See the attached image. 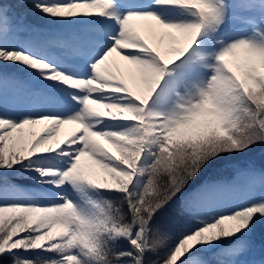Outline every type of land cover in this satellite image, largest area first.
Here are the masks:
<instances>
[{
	"label": "snow or ice",
	"instance_id": "snow-or-ice-1",
	"mask_svg": "<svg viewBox=\"0 0 264 264\" xmlns=\"http://www.w3.org/2000/svg\"><path fill=\"white\" fill-rule=\"evenodd\" d=\"M257 149L264 0H0V264H264Z\"/></svg>",
	"mask_w": 264,
	"mask_h": 264
},
{
	"label": "trees",
	"instance_id": "trees-1",
	"mask_svg": "<svg viewBox=\"0 0 264 264\" xmlns=\"http://www.w3.org/2000/svg\"><path fill=\"white\" fill-rule=\"evenodd\" d=\"M38 15L39 14L37 13L35 16H38ZM32 18H33L32 16H29L27 22L35 23V24H37L39 26H44V22H38V21H36V20H34ZM261 155L262 154L260 153L259 149L255 150L253 153L249 154V158L241 166L249 165V164H251L252 166H259V167L264 166V159L261 158ZM230 174L231 173H227V175L229 177L231 176ZM178 227H179L178 224L173 225V226L170 227V231L175 232ZM253 239L255 240V243L258 246L262 243V237H261V234H260L259 230L254 234Z\"/></svg>",
	"mask_w": 264,
	"mask_h": 264
},
{
	"label": "rangeland",
	"instance_id": "rangeland-1",
	"mask_svg": "<svg viewBox=\"0 0 264 264\" xmlns=\"http://www.w3.org/2000/svg\"><path fill=\"white\" fill-rule=\"evenodd\" d=\"M34 20L38 21V22H44L40 19L39 15L38 16H32ZM118 59V58H117ZM67 130V129H66ZM261 158L264 159V155H261ZM248 165H243L242 167H247ZM256 168H259V166H254ZM231 175V174H230ZM17 183L19 184H22V185H25V186H30V185H33L34 182L33 181H30V180H19V181H16Z\"/></svg>",
	"mask_w": 264,
	"mask_h": 264
}]
</instances>
